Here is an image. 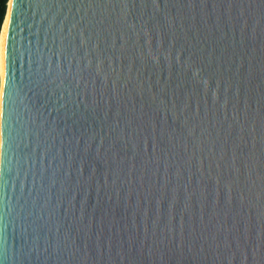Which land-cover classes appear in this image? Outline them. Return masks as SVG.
Returning <instances> with one entry per match:
<instances>
[{"label":"water","instance_id":"1","mask_svg":"<svg viewBox=\"0 0 264 264\" xmlns=\"http://www.w3.org/2000/svg\"><path fill=\"white\" fill-rule=\"evenodd\" d=\"M6 15L0 264H264V0Z\"/></svg>","mask_w":264,"mask_h":264},{"label":"bare ground","instance_id":"2","mask_svg":"<svg viewBox=\"0 0 264 264\" xmlns=\"http://www.w3.org/2000/svg\"><path fill=\"white\" fill-rule=\"evenodd\" d=\"M8 15H6L5 21L2 26L1 36H0V74L3 76V67H4V46H5V38L8 26Z\"/></svg>","mask_w":264,"mask_h":264},{"label":"trees","instance_id":"3","mask_svg":"<svg viewBox=\"0 0 264 264\" xmlns=\"http://www.w3.org/2000/svg\"><path fill=\"white\" fill-rule=\"evenodd\" d=\"M9 0H0V36H1V30L4 23V19L6 18L7 14V6H8Z\"/></svg>","mask_w":264,"mask_h":264}]
</instances>
